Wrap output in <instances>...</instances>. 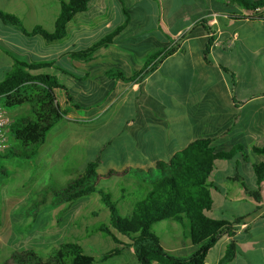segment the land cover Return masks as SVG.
I'll use <instances>...</instances> for the list:
<instances>
[{
  "label": "rangeland",
  "instance_id": "obj_1",
  "mask_svg": "<svg viewBox=\"0 0 264 264\" xmlns=\"http://www.w3.org/2000/svg\"><path fill=\"white\" fill-rule=\"evenodd\" d=\"M184 1L122 0L129 12L124 33H133L126 39L134 46L137 57L142 56L143 59L141 53L152 50L150 38L156 35L155 29L163 27L162 19L173 13L175 4L180 5ZM120 6L119 0L91 1L90 8L99 10L100 15L90 13L88 17L78 16L70 24L67 38L44 44L45 47L36 53L59 54L64 46L80 37L91 41L102 36L103 29L110 27L111 22L121 23L125 18L120 14ZM58 9L56 0H0V11L19 18L26 28L38 24L51 30ZM185 23L186 20L182 18L175 19V25ZM2 27L3 40L13 42L16 46L20 43L14 48L5 44L3 48L25 60L22 42L33 41L32 38L21 39L17 27L3 24ZM35 37L36 41L42 40L39 36ZM173 40L169 39L168 44L173 43ZM161 48L158 46L155 49ZM126 56L131 57L130 54ZM62 64L64 66L67 61ZM76 64L83 69V73L87 71L85 65L80 62ZM171 69L165 66L159 74L168 73ZM65 71L73 73L74 69ZM56 76L61 80L59 72H56ZM96 76L89 81L92 85H88V79L70 78L71 90L78 95L75 103L80 108L99 101L89 107L93 110L91 115L96 114L94 117H90L86 109L64 106V95L61 90H57V101L66 109L65 116L46 134L44 144L35 150L34 156L29 159L0 158V264L14 252L26 250L33 251L46 264H50L55 252L65 243L80 244L86 254L95 258L111 253L117 245L110 237L95 233L101 223L108 222L109 212L105 204L115 201L117 212L125 216L134 202L144 197L143 186L149 185L150 176H154V166L151 167L150 175L147 172L138 173L133 168L122 171V168L127 162L149 163L154 155L163 158L159 134L143 132L134 114L131 118L136 125L126 129L129 114L138 108L134 105V99L139 94L122 93L119 102L114 101L115 98L100 101L101 97L96 96L100 93L91 92L89 97L82 94L84 88L92 89L103 84ZM104 79L107 80L106 75ZM261 88L259 84L258 89ZM147 91L150 96H156L161 104L164 102L166 89L158 94H153L150 88ZM2 105L12 119L30 116V106L19 99ZM8 143L9 146L20 147L9 137ZM88 163L96 164L95 172L99 179H94V182L98 190L71 202L65 201L64 195L58 194V191L82 174ZM102 190L111 193L112 200L102 201L101 196L105 194ZM152 230L160 239L161 246L175 256L187 257L197 250L189 240L183 238V230L176 223L160 221L152 225ZM229 245L225 238L218 241L205 252L204 264H217L227 252L233 253V256L225 264H264V246L249 248L233 243V251H230ZM107 263L137 264V261L132 249L125 248L119 254L112 255Z\"/></svg>",
  "mask_w": 264,
  "mask_h": 264
},
{
  "label": "trees",
  "instance_id": "obj_2",
  "mask_svg": "<svg viewBox=\"0 0 264 264\" xmlns=\"http://www.w3.org/2000/svg\"><path fill=\"white\" fill-rule=\"evenodd\" d=\"M56 1L59 9L51 30L38 24L26 28L19 18L2 11H0V21L4 25L17 27L26 37L39 36L44 44H52L69 36V26L78 16L88 17L90 13L100 15L99 10L90 8V2L93 0ZM119 1L120 14L125 18L119 20L121 23L111 22L110 27L103 29L102 36L91 41L83 37L76 48L73 45L70 50L49 57H33L28 61L13 58V66L6 71V77L0 81V100L2 103H7L19 99L20 102L30 106V116L12 119L7 128V137L16 141L20 147L9 146L0 151V158L29 159L34 156L35 150L44 144L46 134L65 116L66 109H63L57 101V90H62L64 93V106L86 109L91 115L93 110L89 107L99 101H93L95 103L87 104L86 107L83 105L82 108L75 103L76 94L71 88L66 87L62 79L66 77L82 79L76 77L74 73L65 71L69 66L66 64L63 66V61H67V65L71 64L72 67L76 62L86 67L97 62H114L118 65L104 67L101 71L95 70L94 73L102 72L110 79L133 82L156 68L159 62L175 51L172 39L173 45L161 49L153 48L151 51L147 49L141 54L143 59L142 56L137 57L135 49L129 47L126 39L133 33L131 31L124 33L129 21L128 8L123 5L122 0ZM231 2L250 13L245 18L264 20V0H231ZM194 25L209 32L203 19L195 22ZM160 29L165 34L163 27ZM166 38L171 39L167 35ZM128 54L131 57H127ZM140 62L143 63V67L138 69L136 65ZM122 63H126L128 68H124ZM89 71H86L83 79L91 77ZM56 72H59L62 81L56 76ZM83 92L89 97L88 91ZM104 100L105 96L100 99V101ZM242 152L240 146H235L228 152H216L211 140L197 139L186 148L174 153L166 162H155L156 172L154 176H150L149 185L143 186L144 197L135 201L125 216L117 212L115 201L105 204L109 212L108 222L101 223L95 229V233L99 232L110 237L117 245L116 249L95 258L86 254L82 245L65 243L55 252L54 260L50 264H108L107 261L112 255L119 254L125 248L132 249L137 264H204L205 252L221 239L232 237L237 226L242 223V218H234L229 222L215 217L214 210L218 205L212 197L213 184L210 181L219 168L218 161L231 160L237 153ZM251 154L262 158L261 161L250 162L255 186L253 188L243 183L242 186L245 193L254 202L260 204L262 184H264V147H254ZM244 159H247L246 156ZM95 167V163H88L84 172L68 182L58 194L64 195L65 201L71 202L98 190L94 182V179L99 177ZM151 170L147 169L144 172L150 175ZM104 193V195L101 193L102 201L112 200L111 193ZM160 221L179 225L183 230V238L189 240L192 247H197V250L187 257H182L164 249L160 239L152 230V225ZM229 243L230 251H233V242L230 240ZM232 256L233 253L227 252L217 264H225ZM2 264L46 263L33 251L26 250L14 252Z\"/></svg>",
  "mask_w": 264,
  "mask_h": 264
},
{
  "label": "crops",
  "instance_id": "obj_3",
  "mask_svg": "<svg viewBox=\"0 0 264 264\" xmlns=\"http://www.w3.org/2000/svg\"><path fill=\"white\" fill-rule=\"evenodd\" d=\"M173 7V13L162 21L165 34L174 39V45L168 44L160 28H156V35L150 38L151 49L173 45L175 51L171 55L133 82L109 77L105 80L102 72L94 73L115 65L114 62L92 63L87 67L91 74L88 85H92L89 81L95 75L103 84L84 90L90 91V96L91 92L100 93L96 95L100 99L105 96L108 100L115 98L116 102L120 101L122 93L139 94L134 99L138 108L129 114L126 129L136 125L131 118L134 114L143 132L159 134L163 158L154 155L149 163L127 162L122 171L127 168L141 173L151 170L155 162H166L174 153L197 139L211 140L216 152H228L240 146L243 152L237 153L231 160L218 161L219 168L210 178L213 184L211 194L218 205L214 215L229 222L242 218L234 235L225 237L226 240L241 247L264 246V184L260 204L254 202L242 186L243 183L254 188L255 178L250 162L261 161L262 158L251 153L254 147H264V20L245 18L250 13L231 0H185ZM181 18L186 23L175 25V19ZM201 19L209 32L194 25ZM2 24L0 21L1 30ZM1 30L0 81L13 66L14 57L22 60L10 50L3 49L5 44L14 48L20 43L16 46L3 40ZM19 37L33 40L22 42L23 53L26 54L23 61L51 56L50 52L36 53L45 47L42 40L36 41L35 36L26 37L20 32ZM81 39L64 46L62 52L70 50L73 45L76 48ZM129 45L134 47L131 42ZM66 66L73 68L74 75L83 79L86 72L83 73L80 66ZM122 66L128 68L126 63ZM165 66L172 68L171 71L160 75ZM142 67L141 62L136 65L138 69ZM70 82L69 78L64 79L67 88H71ZM259 84L261 89H258ZM147 88L153 94L166 89L164 102L161 104L156 96H150ZM74 93L78 97L77 92ZM245 156L247 159H244Z\"/></svg>",
  "mask_w": 264,
  "mask_h": 264
},
{
  "label": "built area",
  "instance_id": "obj_4",
  "mask_svg": "<svg viewBox=\"0 0 264 264\" xmlns=\"http://www.w3.org/2000/svg\"><path fill=\"white\" fill-rule=\"evenodd\" d=\"M12 118L4 109L2 102L0 103V151L9 147L7 128L10 126Z\"/></svg>",
  "mask_w": 264,
  "mask_h": 264
}]
</instances>
